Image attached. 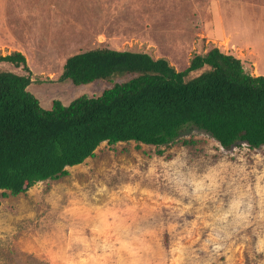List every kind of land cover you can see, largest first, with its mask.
Masks as SVG:
<instances>
[{
  "label": "rangeland",
  "instance_id": "1",
  "mask_svg": "<svg viewBox=\"0 0 264 264\" xmlns=\"http://www.w3.org/2000/svg\"><path fill=\"white\" fill-rule=\"evenodd\" d=\"M96 46L178 70L217 46L264 75V0H0V55L26 56L44 108L112 84L59 78ZM162 150L104 142L65 176L0 190V264H264V147L226 150L192 129Z\"/></svg>",
  "mask_w": 264,
  "mask_h": 264
},
{
  "label": "trees",
  "instance_id": "2",
  "mask_svg": "<svg viewBox=\"0 0 264 264\" xmlns=\"http://www.w3.org/2000/svg\"><path fill=\"white\" fill-rule=\"evenodd\" d=\"M0 190L19 195L95 155L104 142L162 147L198 129L226 150L264 147V75L217 46L178 70L165 57L107 46L75 52L60 80L109 82L97 95L44 108L28 89L31 69L20 51L0 55ZM22 67L28 74L18 72ZM192 72H200L191 77ZM115 78H123L116 80Z\"/></svg>",
  "mask_w": 264,
  "mask_h": 264
}]
</instances>
